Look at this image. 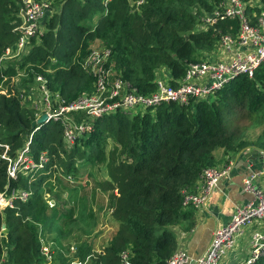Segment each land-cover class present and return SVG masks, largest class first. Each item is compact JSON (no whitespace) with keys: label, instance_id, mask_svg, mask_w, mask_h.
Wrapping results in <instances>:
<instances>
[{"label":"trees","instance_id":"trees-1","mask_svg":"<svg viewBox=\"0 0 264 264\" xmlns=\"http://www.w3.org/2000/svg\"><path fill=\"white\" fill-rule=\"evenodd\" d=\"M45 1L49 12L41 21L44 30L31 38L20 60L0 66V84L3 77L22 70L29 80L42 74L49 88L67 101L93 91L95 78L82 63L94 47L110 49L106 66L114 76L149 94L156 89L158 75L176 85L189 63L216 50L221 37L234 35L239 26L233 18L199 26L200 18L223 0H144L137 8L130 0ZM19 10L20 0H0V54L16 38L13 30L20 23ZM259 10L247 9L249 13ZM94 16L97 21L91 25ZM8 88L13 94L0 93V141L9 145L14 156L32 133L30 154L37 159L46 151L48 162L34 179L20 175L10 181L6 162H0V190L7 185L31 190L26 201L15 200L12 208L0 210V232L3 224L6 229L0 235L3 264H72L75 259L86 264H122V251L129 253L131 264H168L177 249L174 227L183 223L189 229L195 210L182 204L184 193L196 190L204 168L217 166L216 149L222 148L229 161L247 145L228 130L229 115L238 107L264 123V62L253 77L236 76L206 98H190L184 104L163 101L136 113L103 115L94 120L91 132L70 147L63 143L58 123L44 122L34 129L32 109L21 104L15 87L8 84ZM107 139L115 144L106 159L108 179L100 186L109 192L111 216L118 227L101 252L87 253L88 260L78 256L77 248L59 247L54 252L51 247L47 262L41 252L46 228L41 185L52 174L47 171L58 167L62 172L76 171V159L85 157L92 146L104 156ZM58 258L61 263H55ZM254 264H264V256Z\"/></svg>","mask_w":264,"mask_h":264},{"label":"built area","instance_id":"built-area-1","mask_svg":"<svg viewBox=\"0 0 264 264\" xmlns=\"http://www.w3.org/2000/svg\"><path fill=\"white\" fill-rule=\"evenodd\" d=\"M144 0H130V5L137 8ZM258 7V12H248V8ZM49 5L45 0H20V23L14 27L16 38L12 44L5 46L0 54V66L9 61L20 60L27 54L31 38L42 33L41 21ZM238 19V31L234 35L225 34L218 44L220 58L212 53L204 59L189 63L185 75L176 85H171L165 76L158 75L156 89L149 94H141L128 82L114 76L111 68L106 66L110 49L94 47L85 57L82 66L94 80V89L90 93H81L73 100L67 101L58 91L49 88L42 74H35L29 80L25 70L15 75L3 77L0 93L8 95V84L15 87L16 96L22 105L32 109L33 120L46 115V122L58 123L61 127L63 143L70 147L86 133L93 130L94 120L103 115L121 111L132 112L131 108L142 106L143 110L154 107L163 101L187 103L190 98L209 97L220 90L227 82L239 75L251 78L264 62V2L263 0H223L211 13L201 17V26L212 25L218 19ZM215 51V50H214ZM217 52V53H218ZM8 83V84H7ZM41 123L33 126L38 129ZM1 127V124H0ZM28 136L22 147L10 155L8 144L0 141V162H6L7 180H16L20 175L35 178L36 173L48 162V154L41 151L34 159L30 154ZM233 168L229 160L222 167H206L202 170L196 190L183 195L182 204L195 208L203 205L218 187L222 177ZM264 175V168L252 171L242 179L243 190L250 195L244 203L237 205L228 221L217 226L207 248L197 256H191L183 249H176L168 259V264H219L223 255L233 249L237 238L244 235L243 226H252L248 256L241 264H254L264 256V184L256 179ZM31 190L10 188L0 190V210L12 208L14 201H26ZM263 227V228H262ZM41 252L50 262L51 250L42 242ZM74 251L73 248H71ZM122 264H131L129 253H120ZM72 264H82L75 259Z\"/></svg>","mask_w":264,"mask_h":264},{"label":"rangeland","instance_id":"rangeland-1","mask_svg":"<svg viewBox=\"0 0 264 264\" xmlns=\"http://www.w3.org/2000/svg\"><path fill=\"white\" fill-rule=\"evenodd\" d=\"M56 9H58L57 6ZM96 21L97 16H94L90 24L92 25ZM44 28L42 27L43 30ZM218 49L219 46L211 52L216 58H220ZM138 110H143V107L131 108L132 112ZM254 117L255 114H249L236 107L234 113L229 115L226 125L229 131L247 144L246 146L256 145L264 149V123L254 120ZM114 144L112 139L106 140L103 147L104 156L100 154L101 150L99 151L98 147L92 146L91 149H88L89 152L83 155L87 158L92 157L93 160L88 161L85 157L76 159V171H72L73 173L62 172L60 167L54 171L51 169L47 171V174L50 172L52 174L41 185L42 198L46 201L44 216L46 228L41 234V239L47 249L52 247L54 252H58L59 247L70 250L77 248L78 256L88 260L87 253L101 252L109 243L118 227V222L111 216V207L108 201L109 192L102 190L100 183L108 179L106 159ZM234 155L229 159H232ZM75 156L77 158V155ZM215 156L219 160L217 168L228 161L222 148L215 150ZM256 181L264 184V175H260ZM242 229L245 233L237 238V244L233 249L236 250L238 245L242 246V249L237 252L240 258L244 257L245 259L250 251L249 238L253 227L243 226ZM227 255L228 253L223 255L219 264H224L222 261ZM61 260L58 258L55 263H61ZM83 262L86 264V261Z\"/></svg>","mask_w":264,"mask_h":264},{"label":"crops","instance_id":"crops-1","mask_svg":"<svg viewBox=\"0 0 264 264\" xmlns=\"http://www.w3.org/2000/svg\"><path fill=\"white\" fill-rule=\"evenodd\" d=\"M250 146L260 148L256 145ZM252 147L244 155L235 154L230 159L233 161V168L228 175L220 179L218 187L210 198L203 205L195 208L189 229H184L185 225L183 223L174 227L177 235V249H183L191 256L203 253L209 244L214 229L225 224L234 208L250 198V195L243 190L242 179L252 171L256 172L264 168L261 151H258L257 155L256 153L253 154L251 152ZM225 164H221L219 167ZM239 249L241 250L242 246L238 245L236 250L233 249L228 252L222 262L224 264H241L244 257L240 258L238 256L237 251Z\"/></svg>","mask_w":264,"mask_h":264},{"label":"water","instance_id":"water-1","mask_svg":"<svg viewBox=\"0 0 264 264\" xmlns=\"http://www.w3.org/2000/svg\"><path fill=\"white\" fill-rule=\"evenodd\" d=\"M46 121H47L46 115H42L37 121H32V122H31V126L33 127V126L36 124V122H37V123H44V122H46ZM250 147H252V146H246V147H244L243 149H241V151L239 152V155H241V154L244 155V153H245ZM258 151H261V153H262V155H263V159H264V151H262V149H260V148L252 147V151H251V152H252L253 154L256 153V155H257ZM5 231H6V229H5V225L3 224V225H2V230H1V232H0V235L2 236V235L5 233ZM0 264H3V262L1 261Z\"/></svg>","mask_w":264,"mask_h":264}]
</instances>
